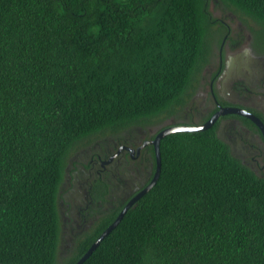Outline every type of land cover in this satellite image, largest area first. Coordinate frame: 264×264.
I'll return each instance as SVG.
<instances>
[{
	"label": "trees",
	"instance_id": "1",
	"mask_svg": "<svg viewBox=\"0 0 264 264\" xmlns=\"http://www.w3.org/2000/svg\"><path fill=\"white\" fill-rule=\"evenodd\" d=\"M212 4L264 28V0H0V264H76L114 223L126 203L60 255L67 160L185 112L221 40ZM160 153L157 183L83 264H264V178L214 128Z\"/></svg>",
	"mask_w": 264,
	"mask_h": 264
},
{
	"label": "flooded vegetation",
	"instance_id": "2",
	"mask_svg": "<svg viewBox=\"0 0 264 264\" xmlns=\"http://www.w3.org/2000/svg\"><path fill=\"white\" fill-rule=\"evenodd\" d=\"M211 6L216 28L223 32L216 37L221 40L213 44L185 112L175 113L161 126L84 142L67 160L58 191L60 247L65 244L60 255H68L77 239L92 233L110 209L127 205L150 185L157 171L153 142L165 129L201 127L225 112L209 129L214 128L243 165L264 178V28L233 11Z\"/></svg>",
	"mask_w": 264,
	"mask_h": 264
},
{
	"label": "water",
	"instance_id": "3",
	"mask_svg": "<svg viewBox=\"0 0 264 264\" xmlns=\"http://www.w3.org/2000/svg\"><path fill=\"white\" fill-rule=\"evenodd\" d=\"M225 112H219V114H216L210 121H208L205 125L201 127H189V126H180V127H172L165 129L161 133L158 134L155 141L153 142L155 146L156 151V158H157V171L155 174L154 179L150 183L148 187L144 189L140 194H138L135 198H133L123 209V211L119 214L117 219L114 221L113 224H111L103 233L102 235L96 240L95 243L92 244V246L89 248V250L86 252V254L76 263V264H83L92 254L96 251V249L100 246L101 242L118 226V224L123 219L124 215L127 213V211L144 195L146 194L154 185L157 183L160 172H161V153H160V142L161 140L172 134V133H178V132H199L204 131L212 127V125L216 122L217 118L224 114ZM253 121L263 129L262 124L260 121L254 117H252Z\"/></svg>",
	"mask_w": 264,
	"mask_h": 264
}]
</instances>
